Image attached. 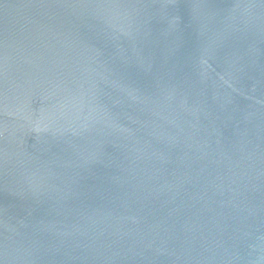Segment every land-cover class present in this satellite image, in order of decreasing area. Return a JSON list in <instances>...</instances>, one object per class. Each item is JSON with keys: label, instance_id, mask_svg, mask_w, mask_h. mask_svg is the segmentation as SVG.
Wrapping results in <instances>:
<instances>
[{"label": "water", "instance_id": "water-1", "mask_svg": "<svg viewBox=\"0 0 264 264\" xmlns=\"http://www.w3.org/2000/svg\"><path fill=\"white\" fill-rule=\"evenodd\" d=\"M0 264H264V0H0Z\"/></svg>", "mask_w": 264, "mask_h": 264}]
</instances>
